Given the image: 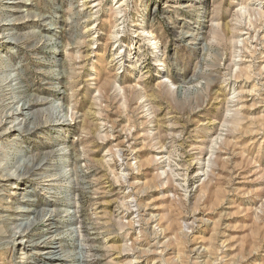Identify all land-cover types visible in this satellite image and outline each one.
Returning a JSON list of instances; mask_svg holds the SVG:
<instances>
[{
    "label": "rangeland",
    "instance_id": "obj_1",
    "mask_svg": "<svg viewBox=\"0 0 264 264\" xmlns=\"http://www.w3.org/2000/svg\"><path fill=\"white\" fill-rule=\"evenodd\" d=\"M263 13L256 0H0V264H264ZM55 245L75 263L41 254Z\"/></svg>",
    "mask_w": 264,
    "mask_h": 264
},
{
    "label": "bare ground",
    "instance_id": "obj_2",
    "mask_svg": "<svg viewBox=\"0 0 264 264\" xmlns=\"http://www.w3.org/2000/svg\"><path fill=\"white\" fill-rule=\"evenodd\" d=\"M257 1V4H258V6H259V9H260V7H262L263 6V4H264V0H256ZM94 6V5H93ZM263 18H264V13H263ZM4 24V23H3ZM142 27V26H141ZM94 28V27H93ZM262 28H264V20H263V23L261 24V26L258 28V29H256L255 30V35H254V39H256V38H259V39H262V40H264V30H262ZM92 29V28H91ZM144 29V28H143ZM145 30V29H144ZM121 31V30H120ZM135 32L138 34V36L140 35V34H143V40L141 41V43H142V45H143V47L144 48H147L149 45H152V46H154V45H156L155 43H154V35L152 34V32L151 31H146L145 33L144 32H142V29H140V28H137L136 30H135ZM245 35H248L249 36V34L247 33V34H245ZM247 36V37H248ZM237 38V41H236V43L238 44V43H240L241 45L246 41L245 39H247V38H245V39H243V37L242 36H238V37H236ZM261 40V41H262ZM158 44V43H157ZM233 45V44H232ZM239 45V44H238ZM155 48H157V47H155ZM155 58H157L156 56H155ZM115 60V59H114ZM112 61V60H111ZM120 62V61H119ZM155 63V62H154ZM118 64V63H117ZM155 66H160V63H159V61L158 60H156V64H155ZM263 70V69H262ZM3 84V83H2ZM172 86V85H171ZM228 88V87H227ZM236 95V94H235ZM239 95V94H238ZM235 98V97H234ZM7 101H8V99H7ZM31 101H28L26 104H24L26 107H25V109H26V111L24 112L23 110L20 112L23 116H31V115H33L32 113H33V103L31 102ZM53 102V101H52ZM11 103H13V101H11V102H8V103H6L5 105H7V106H9L8 108H10V105H11ZM2 107V106H1ZM13 107V106H12ZM18 107V106H17ZM7 108V107H6ZM4 109V108H3ZM24 109V108H23ZM21 110V109H20ZM70 110V109H69ZM71 116V115H70ZM5 118H6V116L4 117H2V118H0V124H2V122H4L5 121ZM70 118V117H69ZM232 118V117H231ZM11 119H13L12 120V123H14L15 125H16V123L15 122H17L16 120L18 119V118H14L13 116L11 117ZM71 120H72V118H71ZM6 122V121H5ZM31 125V123L29 124V129L27 130V131H31L33 128H35V126H30ZM14 126V125H13ZM18 126V125H17ZM37 126V125H36ZM16 127V126H15ZM261 133H262V131H261ZM261 135V134H260ZM263 135V134H262ZM124 138H125V136H124ZM258 139V138H257ZM116 141V140H115ZM121 146V145H120ZM125 146V145H124ZM133 146V145H132ZM126 148V147H125ZM116 152H117V156L119 155H121V156H123V155H125V150H124V148L121 146V147H118L117 149H116ZM123 154V155H122ZM133 154V153H132ZM118 156V157H119ZM162 159V158H161ZM29 162V161H28ZM48 163V162H47ZM32 165H33V163H31ZM49 164V163H48ZM35 165V164H34ZM19 167H21V165L20 166H18L17 168L19 169ZM25 167V169L23 168V172H22V174L24 175V173L25 174H29V172H30V166L27 164V165H25L24 166ZM165 167V166H164ZM2 168V167H1ZM21 169V168H20ZM19 169V170H20ZM18 170V171H19ZM22 170V169H21ZM125 170V169H124ZM15 172V171H14ZM17 172V171H16ZM15 172V173H16ZM21 172V171H20ZM19 172V173H20ZM15 173H14V175H15ZM44 173L45 172H43V175H44ZM128 173V172H127ZM8 174V173H7ZM6 174V175H7ZM22 174H18V175H12L13 176V178H17V177H19V176H21ZM61 174V173H60ZM68 177V176H67ZM6 178V177H5ZM5 178H3V177H1L0 176V186L1 185H3L2 183H4V182H7V181H5ZM8 178V177H7ZM74 180V179H73ZM4 181V182H3ZM59 181V180H58ZM68 183H69V181H68ZM71 183V182H70ZM5 185V184H4ZM130 188V187H129ZM128 196V195H127ZM129 198H131V197H129ZM127 200V199H126ZM122 201H124V200H122ZM134 202V200L133 199H131V200H129V201H127V203H125V206H126V208H127V211H126V213H125V216L126 215H128L129 213H130V211H132L131 210V205H132V203ZM78 201H70V202H66V205H65V207H67L68 209H72V208H74V210H73V212H77L78 211ZM135 205V204H134ZM53 208V207H52ZM62 209V208H61ZM10 210V209H9ZM64 210V209H63ZM62 210V211H63ZM65 210H66V208H65ZM31 211V210H30ZM30 211H28V212H30ZM52 211V210H51ZM129 212V213H128ZM27 215V214H26ZM23 216H25V215H20V216H17V218H16V220H21V221H23L22 220V217ZM29 215H27V217H28ZM53 217H56V213H55V216H53ZM29 218V217H28ZM63 219V218H62ZM30 223V222H29ZM40 223V222H39ZM62 223L63 224H66V225H68V226H70V228L73 230H76V228H78L79 230L80 229H82L83 228V222L82 221H80L79 219H74V217L73 218H64L63 219V221H62ZM128 223V222H127ZM37 224L38 223H36V220L35 221H33V222H31V224H27L26 226L27 227H25L24 229L22 228V229H20V228H18V229H16L17 231H15V232H12V234H11V238H15V237H20V236H23V238H21L22 240L25 238V237H27L28 235H29V233H27V231L29 230V229H32V228H35V227H37ZM40 225V224H39ZM15 227H17V226H15ZM38 228H40V230L41 229H43V231H45V232H51L52 230H51V228H52V222L50 221V222H47L46 223V225H41V226H39ZM37 228V229H38ZM15 229V228H14ZM91 229V228H90ZM51 230V231H50ZM83 232V231H82ZM78 236H80L79 235V233H78ZM47 237V236H46ZM76 237V236H75ZM62 238H64V237H62ZM46 239V238H45ZM74 239V238H73ZM73 239H71L72 240V245H74L75 244V241H76V238H75V240H73ZM67 240V239H66ZM18 244V243H17ZM20 244V243H19ZM79 245V246H78ZM197 246H199V245H197ZM61 247V245H55V247H51L50 249H48V250H44L43 251V253H41L42 255H48V257L51 259H59V260H68V259H70L71 260V262H74V260H76L75 258L73 259L72 257H62V256H59L57 253H56V251H55V249L56 248H59L58 249V251L60 250H63V249H61L60 248ZM202 247V246H201ZM55 248V249H54ZM199 247H197V249H198ZM73 250H72V252H75V251H77V253H75V256L77 257H79L80 258V256L79 255H81L80 253L84 250V248H83V246L81 245L80 246V244L78 243L77 244V248H72ZM199 249H201V248H199ZM196 250V249H195ZM197 251V250H196ZM195 251V252H196ZM198 253V252H197ZM195 254V253H194ZM74 255V254H73ZM95 255V254H94ZM70 256V255H69ZM195 256V255H194ZM79 258H77V260H80ZM219 262V261H218ZM58 263H61V262H57V263H55V264H58ZM75 263V262H74ZM82 263V262H81Z\"/></svg>",
    "mask_w": 264,
    "mask_h": 264
}]
</instances>
